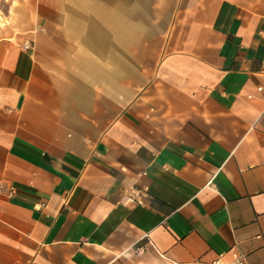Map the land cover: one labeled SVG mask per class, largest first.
I'll use <instances>...</instances> for the list:
<instances>
[{
    "label": "crops",
    "instance_id": "1",
    "mask_svg": "<svg viewBox=\"0 0 264 264\" xmlns=\"http://www.w3.org/2000/svg\"><path fill=\"white\" fill-rule=\"evenodd\" d=\"M235 249L264 264V0H0V264Z\"/></svg>",
    "mask_w": 264,
    "mask_h": 264
},
{
    "label": "built area",
    "instance_id": "2",
    "mask_svg": "<svg viewBox=\"0 0 264 264\" xmlns=\"http://www.w3.org/2000/svg\"><path fill=\"white\" fill-rule=\"evenodd\" d=\"M146 187L138 188V187H131L128 192V196L126 202H139L141 201V195H144ZM233 260L229 264H247L245 254L239 250L235 249L232 251Z\"/></svg>",
    "mask_w": 264,
    "mask_h": 264
}]
</instances>
